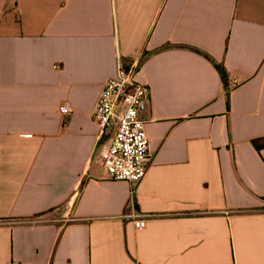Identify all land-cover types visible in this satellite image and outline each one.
Returning a JSON list of instances; mask_svg holds the SVG:
<instances>
[{
  "label": "crops",
  "instance_id": "0c3cea01",
  "mask_svg": "<svg viewBox=\"0 0 264 264\" xmlns=\"http://www.w3.org/2000/svg\"><path fill=\"white\" fill-rule=\"evenodd\" d=\"M132 63L137 185L93 119ZM0 264H264V0H0Z\"/></svg>",
  "mask_w": 264,
  "mask_h": 264
},
{
  "label": "built area",
  "instance_id": "2783aa9c",
  "mask_svg": "<svg viewBox=\"0 0 264 264\" xmlns=\"http://www.w3.org/2000/svg\"><path fill=\"white\" fill-rule=\"evenodd\" d=\"M138 66H119L115 78L108 80L101 91L93 112L100 133L111 134L110 142L100 152L101 166L106 177L113 181L139 184L146 176L151 153L141 117L151 100V89L137 81ZM64 116L73 113L66 103L60 107ZM136 229L145 227V220H133Z\"/></svg>",
  "mask_w": 264,
  "mask_h": 264
},
{
  "label": "trees",
  "instance_id": "16d2710c",
  "mask_svg": "<svg viewBox=\"0 0 264 264\" xmlns=\"http://www.w3.org/2000/svg\"><path fill=\"white\" fill-rule=\"evenodd\" d=\"M215 67L219 71L223 82L226 83V81H227V75H226V71H225L224 67L222 65H219V64H215ZM254 144L257 145L258 142L257 141H254Z\"/></svg>",
  "mask_w": 264,
  "mask_h": 264
}]
</instances>
